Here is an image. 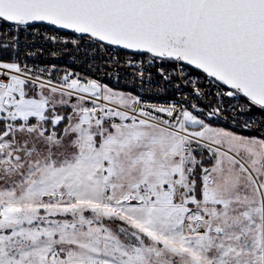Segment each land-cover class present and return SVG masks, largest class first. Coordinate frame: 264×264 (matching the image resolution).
Wrapping results in <instances>:
<instances>
[{"label": "snow or ice", "instance_id": "1", "mask_svg": "<svg viewBox=\"0 0 264 264\" xmlns=\"http://www.w3.org/2000/svg\"><path fill=\"white\" fill-rule=\"evenodd\" d=\"M0 264H264V0H0Z\"/></svg>", "mask_w": 264, "mask_h": 264}]
</instances>
